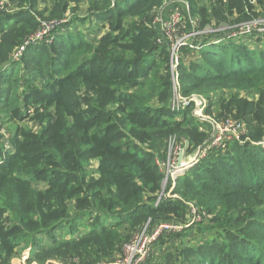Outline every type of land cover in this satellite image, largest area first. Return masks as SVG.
Returning <instances> with one entry per match:
<instances>
[{
	"label": "trees",
	"instance_id": "1",
	"mask_svg": "<svg viewBox=\"0 0 264 264\" xmlns=\"http://www.w3.org/2000/svg\"><path fill=\"white\" fill-rule=\"evenodd\" d=\"M168 1L18 0L22 9L0 11V120L10 124L9 146L0 145V264L24 248L41 264H111L147 222L186 224L189 204L206 217L157 237L144 264H264V33L194 38L172 66L154 20ZM215 1L177 4L195 29L264 13V0ZM38 19L55 22L50 41L10 61ZM175 94L205 98L206 115L246 131L161 194L155 155L165 157L166 139L191 153L209 135L193 101L170 109Z\"/></svg>",
	"mask_w": 264,
	"mask_h": 264
},
{
	"label": "built area",
	"instance_id": "2",
	"mask_svg": "<svg viewBox=\"0 0 264 264\" xmlns=\"http://www.w3.org/2000/svg\"><path fill=\"white\" fill-rule=\"evenodd\" d=\"M11 1L14 0H0V7L4 5L3 2L11 4L10 3ZM180 1L182 0H169L167 2V3H171V7L165 19L160 15V10L158 12V15L155 17L154 20L158 24V27L160 28L163 35L165 34L164 30L167 27H169L170 30L174 32L175 26L178 23H181V21L185 25V27L188 24L194 26L195 21L190 18L189 14L184 15L185 7L181 8L180 4H177V2L181 3ZM250 1L252 3L256 2V0H250ZM210 2L216 3L215 0H209V3ZM186 7L188 8L187 4ZM257 11L259 10L256 9V12ZM38 21L40 24L37 30L34 33L30 34L26 39H24L23 42L12 52L10 61L19 60L28 45L37 44L43 40L50 41L48 35L50 29L53 27L55 22L54 21L41 22V19H38ZM223 27L225 28L224 35H222L223 37L216 38L210 43H217L220 40H222L224 37L225 38H232L234 36L240 37L243 35H249L252 32H256L260 34L264 33V15L250 17V19L245 22L237 23L232 26L225 25ZM190 34H191L190 39L191 38L192 39L189 47L196 48L193 42L196 34H192V33ZM164 37H166L167 40L170 42L168 36L164 35ZM190 39L188 38L187 40ZM182 42L184 44L177 46L175 59H177V55H178L177 53L179 51V48L181 46H186L185 45L186 42L183 40ZM171 58L172 56H171V45H170V62H171ZM193 97L201 99L204 102L203 103L204 104L203 109H204L207 103L205 98L196 94L192 95L189 98H182L181 96L175 94L173 97V101L170 104V109L178 110L182 106H184L188 100L193 101L194 108L196 109V101L192 99ZM194 116L200 119V117L196 113H194ZM212 122L215 124L212 135L210 133L208 139H206L207 142L200 145L199 152L197 153V155L191 158L187 163H182V164L178 163L180 161V152L182 150V146L184 147V145L179 140V138H177L175 135H170L166 139L165 157L160 158L159 155H155V162L158 165L159 169L164 173V179H163L164 181L170 180V182L173 184L177 174L183 172L185 169L192 166L194 163L198 161V159L204 157L209 150L221 148L227 143V141L229 142L236 140L238 142H241L240 135L243 134L245 131V128L242 124H239L238 122H236L231 118H225L220 122L212 120ZM232 126L234 129H232ZM258 144L263 145L264 142H259ZM8 146L9 145H7V147ZM203 217H206L204 211H200L198 207L195 206L194 204H189L188 212L184 222L186 224L163 221L153 226H150L149 222H147L143 227L135 231L132 237L126 243L123 244L121 254H119L114 260V262H112L111 264H144L150 254L151 246L155 242L157 237H159L163 233L179 231L182 228V226H189L198 223L202 221ZM48 262H50V264H78V260L75 257L73 258L70 257L66 261L56 260V261H47V263ZM98 264H105V263H98Z\"/></svg>",
	"mask_w": 264,
	"mask_h": 264
},
{
	"label": "rangeland",
	"instance_id": "3",
	"mask_svg": "<svg viewBox=\"0 0 264 264\" xmlns=\"http://www.w3.org/2000/svg\"><path fill=\"white\" fill-rule=\"evenodd\" d=\"M85 2L86 1H84L83 3L80 4V7H79L80 14L84 13V11L86 10V3ZM10 3L11 4L3 2L4 5L0 7L1 8L0 11H3L5 13H13V12L23 8L22 6L21 7L18 6V0L11 1ZM261 15H264L263 8H262ZM42 21H46V20L45 19H41V22ZM225 25H231V24L226 22V21H220V22L218 21L217 23H214L213 25L205 24L203 27H200L199 29H195V27L190 25V24H188L185 27V25L181 21V23H178L175 26L174 32L171 31L169 27H167L164 30L165 31L164 35L168 36L169 40H170L172 66L175 65L176 60H177V59H175L176 58L175 54H176L177 46L184 44L182 42V40L186 42V40L188 38L190 39V35H191L190 33L196 34L195 38L203 39L202 37H208V36H211V35H213L215 33L216 34L223 33L225 31V28L223 26H225ZM65 31H67V29ZM198 31H200V32H198ZM191 39L187 40L185 45L189 46L191 44ZM238 95L240 97H242V98H247V99H251L254 96L252 91H247V90L238 91ZM192 99L194 101H196V109L195 108L193 109L194 113H196L200 117V120L203 123L208 125L209 135H210V133L212 135L213 130H214V125H215L212 122V120L220 122V121H222L224 119L218 120L216 118H213L212 116L206 115L204 113V111H202L204 102L201 99H198L196 97H193ZM199 103H201V104H199ZM30 126H31V128H34L33 124H30ZM232 129H234L233 126H232ZM9 131H10V124L3 123V121L0 120V145L3 148V151H4L5 148H7V145H9V142H8V133H9ZM245 131H246V126H245ZM245 131H244L243 134H245ZM207 139H208V137H207ZM199 147L200 146L196 147L194 149V151L190 153L191 149L187 150L185 147L182 146V150L180 152V158L181 159H180V161L178 163L179 164L187 163L191 158L195 157L197 155V153L199 152ZM183 150H184V153L182 152ZM184 155L186 156L185 158H184ZM167 183H168L167 181L163 180L161 193H163L165 187L167 186L166 185ZM28 251H30V249L29 250L26 249V248L19 249L18 250V256H17L18 258H16L15 261L12 264H41L42 263V262H40V261H38L36 259H32V260L27 259L26 255L28 254ZM59 256H62V255H59ZM59 256H56V257H59ZM41 257L43 258V257H45V255H42ZM47 261H56V260L49 259V260H46L44 262V264H46ZM47 264H50V262H48Z\"/></svg>",
	"mask_w": 264,
	"mask_h": 264
},
{
	"label": "crops",
	"instance_id": "4",
	"mask_svg": "<svg viewBox=\"0 0 264 264\" xmlns=\"http://www.w3.org/2000/svg\"><path fill=\"white\" fill-rule=\"evenodd\" d=\"M256 9H258L259 11H260V13L262 12V10H261V8L259 7V6H257L256 7ZM259 11H257V12H259ZM167 14V13H166ZM166 14L164 15V16H166ZM163 15H162V17L165 19L166 17H164ZM201 39V38H200ZM183 153H184V150L182 151ZM183 157V156H182ZM186 156L184 155V158H185ZM183 158V159H184ZM181 159V158H180ZM187 159V158H186Z\"/></svg>",
	"mask_w": 264,
	"mask_h": 264
}]
</instances>
